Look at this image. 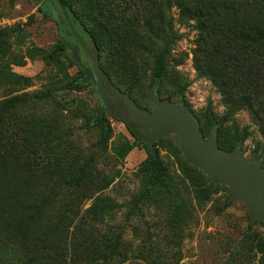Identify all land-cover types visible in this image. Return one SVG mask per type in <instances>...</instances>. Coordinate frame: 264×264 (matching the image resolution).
Wrapping results in <instances>:
<instances>
[{
  "label": "trees",
  "instance_id": "1",
  "mask_svg": "<svg viewBox=\"0 0 264 264\" xmlns=\"http://www.w3.org/2000/svg\"><path fill=\"white\" fill-rule=\"evenodd\" d=\"M61 3L75 25L89 37L104 78L127 93L139 108L142 107L132 94L145 77L146 59L153 55L152 81L160 86L167 71L165 54L172 41L169 37L173 24L191 27L194 23L198 36L192 50V66L196 75L209 81L219 93L221 119L230 120L246 110L264 127V0H61ZM50 6L46 3L42 9ZM74 6L76 12L72 10ZM64 47L50 52L32 48L28 56L56 60L63 56ZM114 56L118 59L116 67L111 65ZM138 59L139 66L132 62ZM68 65L77 68L76 75L51 77L45 89L34 97L36 101H57L61 94L91 85L85 83V75L77 63L71 60ZM112 72H116L125 90L111 81ZM30 104L28 94L0 101V161L10 159L9 166L24 177L23 183L11 179L17 183L15 186L7 180L6 168L0 167V264H178L183 254L181 233L175 228L170 231L169 248L163 252L154 250V259L147 260L144 247L131 249L122 243L121 232L112 223L119 204L103 194L116 175L97 168L95 155L86 153L72 139L68 133L70 122L64 117L51 111L45 116L36 115ZM100 107L90 109L80 101L70 111L72 118L81 120L96 134L98 150L105 148L112 137L106 119L110 115ZM212 125V119L207 118L205 127L209 133ZM199 127L207 137L209 133L205 136L203 127ZM215 135L217 146L225 151H232L238 141L246 140V130L239 132L236 126L219 127ZM160 139L151 146L158 145ZM137 145L146 153L140 171L148 198L166 204L159 200V195L168 187L169 178L157 150L152 148L155 156L143 142L136 139L130 142L124 137H117L112 147L120 160ZM192 171L199 176L189 177L188 201L200 207L211 201L216 190L203 172L183 160V178L188 179ZM87 200L89 206L82 209ZM228 205L227 199L224 200L220 210ZM176 220H179L177 210L165 218L166 224L172 226L177 224ZM254 225L262 224H248L245 240L236 248L251 241L253 257L257 258L242 262L246 256L235 249L233 253L227 252L222 264H249L251 259L255 260L251 264H264V236L251 230Z\"/></svg>",
  "mask_w": 264,
  "mask_h": 264
},
{
  "label": "rangeland",
  "instance_id": "2",
  "mask_svg": "<svg viewBox=\"0 0 264 264\" xmlns=\"http://www.w3.org/2000/svg\"><path fill=\"white\" fill-rule=\"evenodd\" d=\"M46 3L51 6L44 10L42 8ZM72 10L76 12V6L72 7ZM44 13L47 16H44ZM172 14L175 18L174 10ZM66 15L67 18L59 10L57 0H0V101L15 95L28 94L31 110L36 115L45 116L51 111L57 113L59 117H64L70 122L68 133L72 139L86 153L95 155L97 168L106 174L116 175L113 183L103 191V194L119 204L112 223L119 228L125 246L131 249L142 246L145 248L147 260L154 259V250L163 252L169 248L170 231L175 228V231L181 233L183 254V259L178 264H222L227 252L233 253L235 249L246 256L242 262L248 261L254 256V249L251 248L253 242L245 241L236 248L245 240L243 237L249 231L247 228L250 223L244 204L239 200H232L228 201V206L220 210L230 192L225 185H218L210 202L200 207L190 205L189 177L199 174L192 171L188 174V179L183 178L185 176L181 172L183 159L177 150L174 135L162 137L154 147L147 146L157 150L158 157L168 174L169 185L163 188L159 195V200L166 203L162 204L156 200H149L148 189L144 186V175L140 168L146 158L145 150L137 145L134 148L136 154L133 151L129 152L120 160L115 156L112 146L117 137H124L130 142L135 139L128 132V124L106 116L112 137L105 148L98 150L95 145L96 134L81 120L71 117L70 111L77 107L80 101H84L90 109L101 105L92 85L80 91L61 94L56 97L57 101L51 99L36 101L34 97L45 89L51 77L76 75L77 68L68 65L77 55L73 51V46L77 43L76 36L81 42L80 46L82 48L84 46L94 56L89 37L82 28L75 25L69 12H66ZM191 25L188 27L173 24L172 35L169 37L172 41L165 54L167 71L160 86L152 81L153 55L147 56L148 68L145 77L134 90L132 98L139 106L151 111V88L157 85V94L160 98L174 102L182 97L184 104L203 127L205 136L209 133L205 127L209 117L215 123L216 129L233 126H236L239 132L245 129L246 140L240 143L241 156L245 159L254 156L262 161L264 167V127L261 122L255 121L246 110L239 111L230 120L223 121L219 93L209 81L196 75L191 57L198 29L193 26L194 23ZM62 45L65 46L62 50L63 56L56 60L28 56L32 48L50 52L57 51ZM132 62L140 65L139 59ZM117 63V57H112V67H116ZM81 64L94 72L87 53L81 56ZM116 75V72L111 73V81L125 90V86L117 80ZM60 110H63L61 114ZM260 155L262 156L258 157ZM10 164L8 158L0 161V167L7 170V180L17 186L11 179H20L23 183L24 177L19 175L15 168L10 167ZM89 204L90 200H87L82 209H86ZM175 210L178 211L177 224L173 226L166 224L165 218ZM251 230L261 232L264 236L263 225H254ZM149 252L152 255H149ZM256 258L257 256L254 259ZM254 262L251 259V263Z\"/></svg>",
  "mask_w": 264,
  "mask_h": 264
},
{
  "label": "water",
  "instance_id": "3",
  "mask_svg": "<svg viewBox=\"0 0 264 264\" xmlns=\"http://www.w3.org/2000/svg\"><path fill=\"white\" fill-rule=\"evenodd\" d=\"M57 4L67 18L61 0ZM77 43L81 45L76 36ZM84 48V46H83ZM85 49V48H84ZM78 46L74 47L77 54ZM90 57L93 70L84 67L76 55L74 62L83 70L85 82H91L102 104V108L111 117L128 125L142 128L144 141H156L168 134L176 138L177 150L184 162L191 164L203 172L212 183V189L225 185L229 189L227 201H241L247 211L250 224L264 225V167L260 159L252 156L242 158L238 141L232 151H225L217 146L215 123L205 138L199 122L192 111L184 104L180 96L176 101L159 99L157 85L152 86V110L136 106L127 93L120 91L102 75L95 56L84 50ZM123 105L124 112H117L115 106ZM157 155L155 150L146 148Z\"/></svg>",
  "mask_w": 264,
  "mask_h": 264
},
{
  "label": "flooded vegetation",
  "instance_id": "4",
  "mask_svg": "<svg viewBox=\"0 0 264 264\" xmlns=\"http://www.w3.org/2000/svg\"><path fill=\"white\" fill-rule=\"evenodd\" d=\"M71 23V22H70ZM69 26H71L70 24H69ZM76 39V38H75ZM76 46H78V50H77V55H78V57H79V59H80V62H81V56L83 55V54H86L85 53V51H84V49L78 44V43H76V45H74L73 46V48L74 47H76ZM72 48V49H73ZM87 68V67H86ZM94 73V72H93ZM94 76H95V73H94ZM91 85L94 87V85L91 83ZM99 103L101 104V102H100V100H99ZM103 111H105L103 108H102V104H101V107H100ZM114 109H116L117 110V112H119V113H121V112H124L125 110H124V108H123V105H121V104H117V106H115V108ZM129 126V128L131 129V131H132V133H133V135H134V137H135V139L137 140V141H142L144 144H145V146L147 147V146H151V144H152V142L153 141H144L143 139H142V128L141 127H138V126H133V125H128Z\"/></svg>",
  "mask_w": 264,
  "mask_h": 264
},
{
  "label": "crops",
  "instance_id": "5",
  "mask_svg": "<svg viewBox=\"0 0 264 264\" xmlns=\"http://www.w3.org/2000/svg\"><path fill=\"white\" fill-rule=\"evenodd\" d=\"M134 148H135V147H134ZM134 148H133L130 152L133 151V152H135V154H136V149H134ZM134 150H135V151H134ZM140 151H141V150H140ZM135 156H137V155H135Z\"/></svg>",
  "mask_w": 264,
  "mask_h": 264
}]
</instances>
